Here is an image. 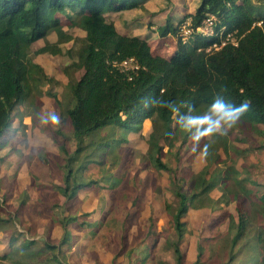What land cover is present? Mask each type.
Segmentation results:
<instances>
[{"label": "trees", "instance_id": "16d2710c", "mask_svg": "<svg viewBox=\"0 0 264 264\" xmlns=\"http://www.w3.org/2000/svg\"><path fill=\"white\" fill-rule=\"evenodd\" d=\"M147 1L0 0V148L7 142L4 135L11 130L17 109L29 95V81L48 79L42 67L31 59V45L51 32L56 33V44L72 38L63 29L60 15L68 20L70 27L85 32L81 45L74 51L83 73L69 87L71 104L66 108L76 141V149L68 161L77 158L84 136L110 123L130 128L149 119V147L158 154L163 149L157 145L160 140L167 151L177 142L179 148L186 145L191 133L179 129L174 113L144 107L145 101L150 104L154 98L189 105L196 113H202L219 94L234 105L249 103L248 112L238 123H264V0H200L194 13L188 16L196 27L208 14L213 15L214 32L211 35L194 32L186 42H181L177 35L178 26L167 19V23L158 27L159 35H177L176 49L168 57L153 54L141 35L121 34L108 19L111 12L141 9ZM53 45L47 43L36 52H51ZM67 52L72 53L70 49ZM128 57L137 61V69L121 70L116 66L115 63ZM180 112L186 114L187 108L182 107ZM206 143L209 149L215 146L204 138L195 152ZM258 147L264 148V143ZM61 150L68 154L63 145ZM155 163L156 167L166 169L158 155ZM67 168L64 181L57 188L70 199L91 183L70 182L71 168ZM211 172L205 165L190 175L181 174V178L171 180V192L177 197L175 209L169 213L175 264H218L221 255L217 252L222 250L224 257L220 264H264V184L248 177L247 171L240 173L232 164L222 172L219 169ZM238 174L244 177L236 179ZM214 188L219 191L216 199L210 196ZM230 202L235 203L236 217L224 212ZM203 206L215 212L202 228L204 234L197 238L195 259L189 262L180 248L189 222L186 215L189 209ZM63 211L55 215L62 230L59 245L47 238L42 241L30 238L16 230L6 241L0 239V244H5L0 259H13L16 264H49L48 259H54L56 264H63L57 253L60 246L69 244L70 226L82 230L97 222L90 219L87 223L90 213L64 214ZM100 218L103 221L104 217ZM226 220V230L220 231L219 225ZM130 226L131 219L126 215L120 232V250L126 246ZM252 229L254 233L250 234ZM216 242L222 243L220 250H215ZM46 249L50 255L42 259ZM144 260L140 257L136 263L143 264Z\"/></svg>", "mask_w": 264, "mask_h": 264}, {"label": "rangeland", "instance_id": "374dc122", "mask_svg": "<svg viewBox=\"0 0 264 264\" xmlns=\"http://www.w3.org/2000/svg\"><path fill=\"white\" fill-rule=\"evenodd\" d=\"M199 1L148 0L141 9L111 12L108 19L121 34L141 35L153 54L168 57L176 49L177 35H180L178 32L160 36L158 27L167 23V19L178 26L183 16L194 13ZM59 17L63 29L71 33L72 38L56 44V33L51 32L31 45L29 55L48 79L29 81V95L17 109L11 130L4 135L7 142L0 148V157H3L0 162V239L6 241L17 230L30 238L39 241L47 238L59 245L62 230L55 215L61 210L64 214L90 213L87 223L96 219L95 226L87 225L82 230L70 226L69 244L60 246L61 251L57 253L63 264H137L140 257L145 258L143 264H175L170 243L174 231L169 213L175 209L177 197L171 192L172 181L205 165L212 172L216 169L222 172L232 164L240 173L247 171L248 177L263 185L264 148L258 145L264 143V123H237L226 136L207 137L215 146L208 150L206 159L200 158V148L199 152L191 150L198 145L193 144L191 138L181 148L177 142L171 151H167L160 140L157 145L163 149L158 154L155 148L149 147V119L148 129L144 120L141 125L132 124L130 128L110 123L84 136L77 158L68 161L76 149V141L66 108L71 104L69 87L83 73L74 51L81 45L85 32L70 27L64 16ZM190 37L192 35L186 41ZM47 43L54 44L51 52H36ZM52 111L58 114L59 123H42ZM61 145L68 154L63 153ZM156 155L166 169L156 167ZM69 166L70 182L91 184L74 198L66 199L57 186L63 183ZM242 177L244 175L236 179ZM182 180L186 187L185 178ZM229 181L232 183V176ZM210 196L213 199L219 196L217 188L211 190ZM224 209L236 217L234 202ZM212 211L203 206L187 212L189 222L180 248L189 262L195 259L197 238L204 234L202 228L215 212ZM126 215L131 219V226L126 246L120 250V232ZM100 217H104L103 221ZM226 223L227 220L218 229L224 232ZM254 225L257 226V222ZM250 232L253 234L254 230ZM218 242L215 250L222 247ZM4 245L0 244V253ZM217 253L221 257L215 260L220 264L224 250ZM49 255L46 249L42 259ZM48 260L49 264H56V260ZM0 264H16V261L0 259Z\"/></svg>", "mask_w": 264, "mask_h": 264}, {"label": "clouds", "instance_id": "9594fccd", "mask_svg": "<svg viewBox=\"0 0 264 264\" xmlns=\"http://www.w3.org/2000/svg\"><path fill=\"white\" fill-rule=\"evenodd\" d=\"M188 16V15H187ZM153 107L160 109H167L175 114V124L179 129L185 133H191V140L193 144H198L202 139L212 137L215 135L226 136L230 129H232L241 118L248 112L249 103L244 101L239 105H234L226 102L219 94L215 95L212 102L207 105L202 113H196L195 110L189 106L175 102H168L162 99L154 98L150 104L145 101L144 107ZM182 107L187 108L186 114H181ZM42 123H50L57 125L59 123V116L55 111L50 112ZM209 144H204L200 149L199 156L201 159L208 155ZM193 152L196 148L191 149Z\"/></svg>", "mask_w": 264, "mask_h": 264}, {"label": "built area", "instance_id": "2783aa9c", "mask_svg": "<svg viewBox=\"0 0 264 264\" xmlns=\"http://www.w3.org/2000/svg\"><path fill=\"white\" fill-rule=\"evenodd\" d=\"M214 22L215 17L211 14H208L202 23L196 27L192 24L191 16H186L183 18V21L178 25L179 38L181 42H186V39L189 35H193L194 32L200 33L202 35H211L214 32ZM223 44V42H222ZM214 48H218L216 44H213ZM117 67L121 70H133L139 67L137 61L133 57H128L120 61L119 63H115Z\"/></svg>", "mask_w": 264, "mask_h": 264}, {"label": "crops", "instance_id": "0c3cea01", "mask_svg": "<svg viewBox=\"0 0 264 264\" xmlns=\"http://www.w3.org/2000/svg\"><path fill=\"white\" fill-rule=\"evenodd\" d=\"M116 29H117V28H116ZM144 122H147L145 126H146V128L148 129V128H149V126H150L149 120H148V119H146V120H144Z\"/></svg>", "mask_w": 264, "mask_h": 264}]
</instances>
